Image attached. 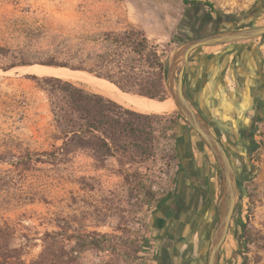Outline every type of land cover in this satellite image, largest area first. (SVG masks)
I'll list each match as a JSON object with an SVG mask.
<instances>
[{
    "label": "rangeland",
    "instance_id": "374dc122",
    "mask_svg": "<svg viewBox=\"0 0 264 264\" xmlns=\"http://www.w3.org/2000/svg\"><path fill=\"white\" fill-rule=\"evenodd\" d=\"M263 1L0 0V225L19 226L15 243L26 246L27 264H157L161 221L156 216L174 184L177 138L185 125L179 111L162 114L166 120L153 123L155 154L147 160L136 155L133 144L128 155L114 157H103L94 147L71 148L66 160L54 162L52 152L62 142L56 139L50 102L25 68L44 66L51 57L78 65L72 56L106 51L105 34L135 28L163 54L168 76L176 63L177 81L186 67L179 54L204 11L243 19ZM251 21L264 26V10ZM250 43L261 47L264 70V36ZM210 59L202 61L203 95L216 86L219 97L220 73ZM70 82L102 95L89 83ZM168 94L170 99L169 89ZM261 97L255 101L261 104L259 119L241 118L253 126V149L234 152L240 187L219 264H264V88ZM199 99L203 106L210 104L204 96ZM219 193V208L211 214L199 250L194 236L193 264H207L223 184Z\"/></svg>",
    "mask_w": 264,
    "mask_h": 264
},
{
    "label": "trees",
    "instance_id": "16d2710c",
    "mask_svg": "<svg viewBox=\"0 0 264 264\" xmlns=\"http://www.w3.org/2000/svg\"><path fill=\"white\" fill-rule=\"evenodd\" d=\"M105 37L106 51L71 57L79 60L78 65L62 63L56 57L41 65L88 72L110 81L124 93L159 102L169 99L168 63L142 31L132 28L122 33H107ZM29 77L47 94L56 139L62 142L55 146L52 161L66 160L71 148L87 150L94 147L103 157H114L120 152L128 155L133 144L138 157L147 160L154 156L153 123L166 120V115L126 109L116 101L62 78ZM178 116L182 118L180 114ZM167 130L165 127L164 131ZM19 231L18 225L9 222L0 225V264H27L26 246L15 243Z\"/></svg>",
    "mask_w": 264,
    "mask_h": 264
},
{
    "label": "flooded vegetation",
    "instance_id": "af4514ba",
    "mask_svg": "<svg viewBox=\"0 0 264 264\" xmlns=\"http://www.w3.org/2000/svg\"><path fill=\"white\" fill-rule=\"evenodd\" d=\"M252 15L243 19L229 14L214 17L212 13L204 11L202 20L197 24L195 31L188 32V41L215 38L219 34L258 26L252 23L250 19ZM204 28L207 32H204ZM232 43L221 45L226 46ZM210 46L218 45L201 46L197 50ZM238 52L239 50L233 51L234 54ZM229 61L230 63L226 65L227 71L234 70L232 59ZM216 63L220 73L225 68L224 63H219L217 58ZM229 75L230 79L226 82L221 80V74L218 78L219 97H216V86L204 90V95L202 89L200 97L204 96L205 102L210 103L208 105L205 103L203 106L200 100L198 101L187 89L185 95L207 131L222 144L234 166V152L242 153L253 149V126L247 121H241V118L245 116L249 120L259 119L258 107L261 104L258 103L261 102L262 97L260 92L257 93L251 88L244 94L243 84L236 79L235 71ZM244 95H248L246 101L242 100ZM181 119L185 125V131L177 138V173L163 208L156 216V220L161 221L159 233L156 234L159 246L167 242L171 245L170 248L158 247L156 257L169 258L171 264L177 261L178 263L188 261L189 254L196 249L199 250L206 229L211 228V214L213 210L217 211L219 208V191L223 184L221 164L216 154L202 136L195 132L183 117ZM203 210L206 211L205 214ZM194 236L197 240V248L193 247ZM182 244L187 245V248L180 253Z\"/></svg>",
    "mask_w": 264,
    "mask_h": 264
},
{
    "label": "water",
    "instance_id": "95a60500",
    "mask_svg": "<svg viewBox=\"0 0 264 264\" xmlns=\"http://www.w3.org/2000/svg\"><path fill=\"white\" fill-rule=\"evenodd\" d=\"M263 10L264 1L255 10V13L250 16V19L252 20L256 17H259ZM262 36H264V26H254L249 29H241L234 32L219 34L215 38L208 37L202 39H194L182 49L181 53L179 54V57H183L187 61L190 58V54L201 46L221 45L242 40L255 39ZM175 71L176 63L174 62L170 66L168 76V89L170 91L171 98H173L175 103L177 104L180 115L191 125L195 132L199 133L202 136L206 144L216 154L221 164L224 200L221 209L220 222L213 236L210 254L207 261V264H219L221 248L225 243L227 236L229 235V232L231 230V224L234 219L240 181L237 177L234 166L232 165L230 159L224 151L222 144L218 140H216L210 134V132L207 131L200 117L193 110L192 105L188 101L185 95V86L183 79L184 71L181 70L178 73L177 82L174 77Z\"/></svg>",
    "mask_w": 264,
    "mask_h": 264
},
{
    "label": "crops",
    "instance_id": "0c3cea01",
    "mask_svg": "<svg viewBox=\"0 0 264 264\" xmlns=\"http://www.w3.org/2000/svg\"><path fill=\"white\" fill-rule=\"evenodd\" d=\"M259 38H255V40ZM252 41L253 39L242 40L233 42L231 45L210 46L194 51L190 55L189 60L185 61L186 67L183 68L185 90L187 89L188 92L193 95L198 101L200 100L199 98L202 93V83L204 80L202 61L205 56H210V60L212 63L217 64L216 58L218 59L219 63H224L225 68L220 71V74L222 75V77L220 76V78L222 81L226 82L227 80H229V74H232V72L235 71L236 79H239L243 84L244 94L248 93L250 88L257 93H261L262 89L264 88L263 62L262 55L259 52V49H261V47H258L256 44L253 45L252 43H250ZM235 50H239V52L234 54L233 51ZM230 59H232V63L234 64L233 66L235 67L234 70L231 69L227 71L226 65L230 63ZM194 240L192 241V243H194ZM170 246V243L167 242L166 244L159 246V248H170ZM180 248L186 249L187 245L182 244ZM192 255L193 253L189 254L188 261H184L183 263H181V261L178 263L177 261V263L175 262L173 264H192ZM156 263L171 264L169 258L158 259V257H156Z\"/></svg>",
    "mask_w": 264,
    "mask_h": 264
},
{
    "label": "bare ground",
    "instance_id": "6f19581e",
    "mask_svg": "<svg viewBox=\"0 0 264 264\" xmlns=\"http://www.w3.org/2000/svg\"><path fill=\"white\" fill-rule=\"evenodd\" d=\"M28 74L37 76H53L68 81L89 83L93 85L102 95L108 96L116 102L132 108L144 114H169L178 111V106L173 98L159 102L154 99L139 97L120 91L114 84L105 79L92 76L82 71H73L66 68L50 66H28L25 68Z\"/></svg>",
    "mask_w": 264,
    "mask_h": 264
}]
</instances>
